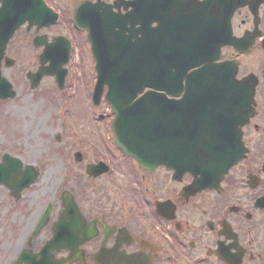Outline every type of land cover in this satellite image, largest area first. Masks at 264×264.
<instances>
[{
    "label": "flooded vegetation",
    "instance_id": "flooded-vegetation-1",
    "mask_svg": "<svg viewBox=\"0 0 264 264\" xmlns=\"http://www.w3.org/2000/svg\"><path fill=\"white\" fill-rule=\"evenodd\" d=\"M42 1L59 20L39 34L49 38L63 35L70 41L65 85L75 49L80 48L90 59L94 73L87 32H79L77 27L101 24L107 12L126 14L134 2ZM144 1L147 11L150 3H158L165 14L191 13L185 26L193 29L195 36L190 40L197 46L179 47V51H194L199 60L216 57L211 66L219 67L206 69L202 80L192 82L190 73L203 68V64L198 65L167 88L174 95L162 91L166 99L177 104V137H192L190 107L198 99L194 90H215L219 78L224 83V99L228 101L233 93L244 106L239 126L242 157L209 186L195 171L179 174L163 166L141 170L116 146L115 137H69L73 143L68 151L62 150L67 160L82 166L84 181L105 180L99 191L107 198L109 187L108 200L115 204L91 200L87 186L78 192L63 184V192L73 195L78 211L73 216L78 222L67 223L73 232L72 242L69 238L55 258L68 264H264V0ZM54 29L63 32L53 33ZM115 32L128 35L127 30ZM31 58L37 61V55ZM100 162L109 173L98 177L85 174L87 166ZM94 189L88 190L91 195Z\"/></svg>",
    "mask_w": 264,
    "mask_h": 264
},
{
    "label": "water",
    "instance_id": "water-1",
    "mask_svg": "<svg viewBox=\"0 0 264 264\" xmlns=\"http://www.w3.org/2000/svg\"><path fill=\"white\" fill-rule=\"evenodd\" d=\"M1 2L0 61L6 44L15 30L25 21L29 22V27L37 22V19L32 17V13L25 10L24 7L28 4L24 0H1ZM135 13L141 27L136 32L140 34V38L134 41L123 37L122 41L126 42L115 43L110 33L104 39L97 30H94V27L88 29V40L96 59L97 71L94 102L98 104L106 86L108 91L105 99L110 104L114 115L111 121L112 131L119 139L117 142L124 152L133 157L142 169L151 170L164 165L179 174L197 169L204 183L212 186L242 155L237 127L242 124L241 112L244 106L237 101V98L232 97L233 94L229 96L226 107L220 104H198L192 108V111L190 110L192 131L189 134L192 137H177L174 125L175 106L164 103L153 92H148L136 100L135 98L145 87L159 90L163 85H174L181 74L183 76L187 69L193 67L195 61L177 50L179 40H185L187 35V38H191L192 30L189 28L184 30L185 28L182 27L191 13L182 16L168 12L165 14L168 20L165 23L159 22L158 18L161 14L153 11L152 4L149 12ZM37 15L45 14H34V16ZM147 20L150 23L157 21L160 25L156 28L150 26L143 28L142 22H144L143 25H147ZM134 22L137 23V20L135 19ZM183 30L186 31V35L182 33ZM35 42L37 45H44V50L40 56L39 70L30 76L33 80L32 88L37 86L42 76H54L56 83L61 87L65 77V70L61 67L67 61L66 44L60 39L50 44L40 39ZM47 62H50L48 67L45 66ZM178 70L181 72H177ZM222 84L224 85L223 81L218 82L216 88H221ZM197 90L199 95L217 99L223 97V94L217 90L203 91L202 88ZM14 95L10 84L0 76V98H13ZM20 167L21 163L16 159H10L9 156H5L3 164L0 165V185L4 184L15 200H18L21 191L33 184L38 177V172L34 168L27 167L24 171H20ZM92 169L94 167L87 169V173L90 174ZM66 207V211L61 214L72 215L75 211L72 204ZM48 214L47 210L37 225V230L44 226ZM62 215L54 227L53 238L37 255L24 253L19 262L61 264L53 259L51 253L67 246L68 236L71 235L65 234L72 233L68 224L62 223L65 220ZM66 219L72 220V217ZM70 242L72 239L69 240Z\"/></svg>",
    "mask_w": 264,
    "mask_h": 264
},
{
    "label": "rangeland",
    "instance_id": "rangeland-1",
    "mask_svg": "<svg viewBox=\"0 0 264 264\" xmlns=\"http://www.w3.org/2000/svg\"><path fill=\"white\" fill-rule=\"evenodd\" d=\"M61 31L54 29L53 33ZM34 35L33 29L28 33L23 30L16 33L6 51L15 59V66L2 69V74L13 86L15 96L0 101V157L5 152L17 156L24 165L38 167L40 176L33 186L23 191L16 203L6 188L0 187V264L14 263L20 251L37 250L49 238L51 223L56 221L61 210L59 197L63 184L78 192L80 187L87 186L91 200L115 204L108 200L109 187L105 186L107 198L102 197L99 191L105 180L84 181L82 166L74 165L71 158L68 161L62 152L63 149L68 151L73 143L69 137H113L109 110L106 107L90 110L87 103L93 77L91 61L78 48L65 94H61L48 78L31 90L24 73L36 68V63L30 59L32 53L41 52L35 51L31 45ZM62 112L67 115H62ZM99 114L107 116L98 121ZM58 136L64 138L57 144L55 139ZM91 187L95 188L92 195L88 191ZM46 207L51 208L47 226L36 236H31Z\"/></svg>",
    "mask_w": 264,
    "mask_h": 264
}]
</instances>
